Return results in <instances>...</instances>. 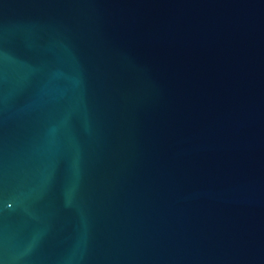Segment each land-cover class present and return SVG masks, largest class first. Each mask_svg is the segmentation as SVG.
Instances as JSON below:
<instances>
[{
    "label": "water",
    "instance_id": "water-1",
    "mask_svg": "<svg viewBox=\"0 0 264 264\" xmlns=\"http://www.w3.org/2000/svg\"><path fill=\"white\" fill-rule=\"evenodd\" d=\"M0 264H264V0H0Z\"/></svg>",
    "mask_w": 264,
    "mask_h": 264
}]
</instances>
